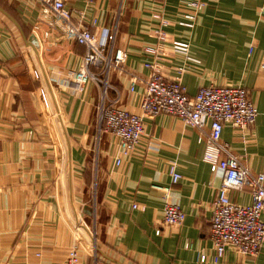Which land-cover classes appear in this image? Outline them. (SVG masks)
I'll return each instance as SVG.
<instances>
[{
  "label": "crops",
  "instance_id": "crops-1",
  "mask_svg": "<svg viewBox=\"0 0 264 264\" xmlns=\"http://www.w3.org/2000/svg\"><path fill=\"white\" fill-rule=\"evenodd\" d=\"M205 1L196 11L187 0H65L101 36L116 33L127 67L143 77L151 73L145 62L155 60L190 95L211 84L246 87L257 120L245 132L226 123L222 140L264 173V0ZM156 12L169 20L158 55L145 51L159 43ZM176 42L189 44L191 58ZM86 51L48 24L38 1L0 0V264H65L76 245L81 264H264V242L257 254L229 247L214 261L211 219L222 177L196 126L169 113L144 117L141 146L116 164L119 139L100 129L101 84L80 92L73 82ZM110 82L117 89L110 99L142 113V82L132 91L129 75L116 70ZM172 166L183 174L178 183ZM166 187L186 212L181 225L162 224ZM229 193L240 204L253 201L248 188Z\"/></svg>",
  "mask_w": 264,
  "mask_h": 264
},
{
  "label": "built area",
  "instance_id": "built-area-1",
  "mask_svg": "<svg viewBox=\"0 0 264 264\" xmlns=\"http://www.w3.org/2000/svg\"><path fill=\"white\" fill-rule=\"evenodd\" d=\"M36 1L41 4L42 16L51 27L72 37L87 49L80 68L73 75V82L80 92L91 81L101 84L103 92L99 105L100 129L113 133L119 139L120 152L116 157V164L130 158L141 146L145 135L144 117H153L159 113L182 117L187 123L200 129V140L206 142L207 157L212 163L213 171L222 177L219 193L213 201L211 219L214 261L221 260L229 247L244 255L259 253L264 242V173L253 172L231 150L229 144L222 140V132L228 122L244 132L255 124L259 110L249 97L248 89L240 85L211 84L200 87L195 95H190L181 77H168L155 60L145 62L151 73L148 77H143L127 67L126 50L115 45L116 33L110 35L109 32H104L101 36L83 22L84 12L71 10L65 0ZM85 1L88 6L94 2ZM187 4L197 11L206 6V1L187 0ZM153 16L160 23L155 29L159 43L147 46L145 51L158 55L162 51L161 44L169 36L164 29L169 20L162 12H156ZM188 17L195 19L196 13L188 14ZM174 49L191 58L188 54V43L176 42ZM113 70L129 75L132 91L139 82L144 84L140 104L142 113L119 106V97H108V91L116 89L110 82ZM171 175L173 183H178L183 177L175 166L171 168ZM243 188L252 192L253 201L249 204H240L230 196L231 189ZM169 190L166 187L162 224L181 225L186 219V212L180 204L169 200ZM133 207L145 209L144 205L137 203ZM81 262L82 251L76 245L70 251L65 264Z\"/></svg>",
  "mask_w": 264,
  "mask_h": 264
},
{
  "label": "water",
  "instance_id": "water-1",
  "mask_svg": "<svg viewBox=\"0 0 264 264\" xmlns=\"http://www.w3.org/2000/svg\"><path fill=\"white\" fill-rule=\"evenodd\" d=\"M44 93H45L46 102L49 104V107L51 108L52 103H51L50 97H49V95H48L47 90L45 89V87H44ZM54 121H55V124L57 126L56 128L58 129V127H59L58 122H57L56 119H54ZM65 159H66V150H65ZM65 188H66V184H65ZM73 222L77 226L78 231L86 238V240L91 245V247L97 249V246H96V242H95L94 237H92V236L89 235L88 231L84 228V226L78 225L76 223V221H74V220H73Z\"/></svg>",
  "mask_w": 264,
  "mask_h": 264
},
{
  "label": "rangeland",
  "instance_id": "rangeland-1",
  "mask_svg": "<svg viewBox=\"0 0 264 264\" xmlns=\"http://www.w3.org/2000/svg\"><path fill=\"white\" fill-rule=\"evenodd\" d=\"M94 196H95V198H96V196H97L96 184H95V193H94ZM94 200H95V199H94ZM68 255H69V253H68Z\"/></svg>",
  "mask_w": 264,
  "mask_h": 264
}]
</instances>
